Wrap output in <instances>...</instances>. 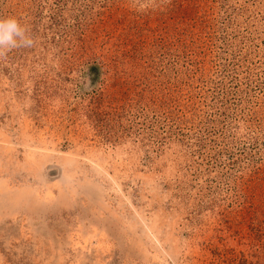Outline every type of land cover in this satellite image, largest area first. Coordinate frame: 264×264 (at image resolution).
<instances>
[{"label": "rangeland", "instance_id": "rangeland-1", "mask_svg": "<svg viewBox=\"0 0 264 264\" xmlns=\"http://www.w3.org/2000/svg\"><path fill=\"white\" fill-rule=\"evenodd\" d=\"M8 17L34 43L0 58V264H264V0Z\"/></svg>", "mask_w": 264, "mask_h": 264}, {"label": "clouds", "instance_id": "clouds-1", "mask_svg": "<svg viewBox=\"0 0 264 264\" xmlns=\"http://www.w3.org/2000/svg\"><path fill=\"white\" fill-rule=\"evenodd\" d=\"M33 38L15 17L0 18V58L19 47H31Z\"/></svg>", "mask_w": 264, "mask_h": 264}, {"label": "bare ground", "instance_id": "bare-ground-1", "mask_svg": "<svg viewBox=\"0 0 264 264\" xmlns=\"http://www.w3.org/2000/svg\"><path fill=\"white\" fill-rule=\"evenodd\" d=\"M51 168H52V167H51ZM49 170H50V169H49ZM53 170H54V169H53ZM49 173H50V174H54L53 172H50V171H49ZM51 177H52V175H51Z\"/></svg>", "mask_w": 264, "mask_h": 264}, {"label": "trees", "instance_id": "trees-1", "mask_svg": "<svg viewBox=\"0 0 264 264\" xmlns=\"http://www.w3.org/2000/svg\"><path fill=\"white\" fill-rule=\"evenodd\" d=\"M92 68H96L95 66H92Z\"/></svg>", "mask_w": 264, "mask_h": 264}]
</instances>
